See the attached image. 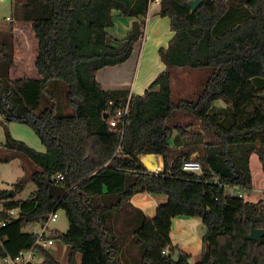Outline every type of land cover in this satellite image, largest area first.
I'll return each mask as SVG.
<instances>
[{"label":"trees","instance_id":"trees-1","mask_svg":"<svg viewBox=\"0 0 264 264\" xmlns=\"http://www.w3.org/2000/svg\"><path fill=\"white\" fill-rule=\"evenodd\" d=\"M154 1L13 3V19L30 25L38 42V78H12L14 35L0 32V146L13 153L5 162L23 157L38 169L30 176L36 190L28 199L0 191L3 209H18L19 216L0 231V259L31 248L36 236L26 228L63 210L69 228L54 239L70 247L67 264H191L192 256L172 244L177 217L203 221L198 264H264V237L249 238L252 228L264 230V199L246 202L230 193L235 186L252 191L253 154L264 172V0H201L195 13L191 0H160L158 15L170 19L174 33L159 50L166 70L141 96L103 90L97 72L127 62L145 34L137 22L124 39L112 40L113 12L146 17ZM176 68L207 71L197 100L173 99ZM128 101V123L112 128L111 118ZM179 114L194 118L201 131L173 124ZM11 122L30 126L46 151L14 139ZM195 154L202 172L184 171ZM146 155L162 156L164 170L150 172L142 162ZM57 175L65 180L56 182ZM26 182L17 181L16 195ZM52 186L68 195L51 197ZM139 193L164 196L167 203L147 217L130 203ZM123 213L124 230L118 231L115 221ZM130 248L137 254L127 255ZM39 253L43 264H61L49 248Z\"/></svg>","mask_w":264,"mask_h":264},{"label":"rangeland","instance_id":"rangeland-1","mask_svg":"<svg viewBox=\"0 0 264 264\" xmlns=\"http://www.w3.org/2000/svg\"><path fill=\"white\" fill-rule=\"evenodd\" d=\"M16 1L18 0H5L4 2L0 1V22L5 23L7 17L9 18L12 17V5ZM117 25L115 27L113 26L112 28H110L109 32L110 30L114 29L117 31V28H121V25L118 26ZM17 28L19 30L13 33L15 67L12 69V78L13 79H19L22 77H27L31 79L38 78V73L37 70L35 69V59L37 55L38 42L35 38L33 31L30 28V25L18 22ZM206 72H207L206 70L189 71L181 68L174 69L173 79H172L173 99L175 101H178L180 99H186L189 101L197 100L202 92L203 84L207 78ZM218 105L224 106L222 102H219ZM1 122H2V116L0 114V144H3L5 142V130L4 127L1 125ZM173 124L181 127H187L190 133H194V132L198 133L202 129L200 124L194 118L186 114H179L176 117ZM8 130L14 139L25 142L28 146L32 147L38 152L46 151L45 146L41 143L40 139L38 138V136L30 126L21 124L19 122H11L8 124ZM201 148L202 147L200 146L199 149ZM12 155H13L12 152L5 150L0 146V191H11L14 189V185L17 183L18 180L26 178L27 182L25 184L24 191L18 194L17 196L15 195L16 199L26 200L36 190V186L30 180V176L38 168L29 160L23 157H16L9 162H5V160L12 158ZM255 179H256V190L260 191L261 190L260 177L255 175ZM230 192H232V190H230ZM254 196L255 194L249 196L246 202H250L248 201L250 199V200H256V202L253 203H257L264 199L263 197L262 199L257 200V197ZM57 214H58L57 222L51 223L49 226L51 232L48 234V236L52 238L56 237L55 235L56 233H65L68 227V220L65 211L59 210ZM125 215L124 213L121 214L120 216H118L119 217L118 220L115 221L116 228L118 229V231L124 230L122 228V225ZM33 228L37 230L40 229L39 226H35V227L31 226V227H27L26 231ZM56 230L58 232H56ZM204 233H205L204 226L200 225V227H192L188 233L180 234V232H178L173 235V239L176 241V243L190 244L189 246L191 249V253H193V256L190 260L191 264H198L201 261L202 243H200V241H202V239L200 237ZM64 245L65 244L55 239V246L52 249L55 252L58 251L59 254L61 255L63 254L62 248H64ZM135 252H136L135 248H130V252L127 255H129L130 253L135 254Z\"/></svg>","mask_w":264,"mask_h":264},{"label":"crops","instance_id":"crops-1","mask_svg":"<svg viewBox=\"0 0 264 264\" xmlns=\"http://www.w3.org/2000/svg\"><path fill=\"white\" fill-rule=\"evenodd\" d=\"M0 1L4 2L5 0ZM158 11L159 2H153L150 4L149 12L146 17L133 18L123 16L117 11L113 12L114 27L118 24L121 25V28H117V31L114 29V31L110 30L109 33L112 40L124 39L127 33L137 22L140 24L143 23L145 34L144 37L135 45L134 52L127 62L117 66L105 67L97 72L96 79L103 90H128L130 91V95L141 96L149 89L157 77L166 70V66L159 57V50L169 46L170 41L174 37V33L171 30L170 19L168 17L159 16ZM17 26L18 22L14 20L13 17H7L5 23L0 22V32L15 33V31L19 30ZM156 157L158 160L159 169L154 171V173H159L164 170V159L162 156ZM193 158H196V154L193 156ZM250 168L253 178V189L251 192L246 193L247 199L252 194H255L254 197H257V200L262 199L264 197V172L259 157L256 154H253L250 158ZM255 175L260 177V191L256 190ZM248 201L256 202V200L250 199ZM130 203L134 208L141 210L147 217L154 218L158 208L167 203V198L164 196H156L148 193H139L130 200ZM200 225H203V221L200 218H175L173 220L171 231V240L173 246H178L182 251L193 256L189 246L190 244L176 243V241L173 239V235L178 232H180V234L188 233L192 227H200ZM68 228L69 224L65 233L68 231ZM56 232L58 231L56 230ZM203 236L204 234H202L200 238L202 239ZM53 240L55 242L54 238ZM200 243H202V241H200ZM54 246L55 244L49 247V250L51 252L53 251L52 255L61 264H67L70 247L64 245V248H62L63 254L60 255L58 251L55 252L52 249ZM44 261L45 258L42 255H39L34 264H43Z\"/></svg>","mask_w":264,"mask_h":264},{"label":"built area","instance_id":"built-area-1","mask_svg":"<svg viewBox=\"0 0 264 264\" xmlns=\"http://www.w3.org/2000/svg\"><path fill=\"white\" fill-rule=\"evenodd\" d=\"M154 2H160V0H156ZM130 112V101H128L122 109L118 110L117 113L113 118L110 120V125L112 128L121 127L125 128L126 124L128 123V115ZM202 164L196 158H191L189 161L184 162L183 170L186 172H195L201 173L202 172ZM65 178L63 175H57L55 178L56 182L64 181ZM230 192L231 194L238 195L239 197H243L247 199V192H243L240 187H231ZM245 199V200H246ZM5 212L8 216L7 217H0V231L6 229L12 222L13 217L18 216V209H11V210H4L2 204L0 203V213ZM58 220L57 212L52 213L49 218L35 226H39L40 229H30L29 231L36 236L35 244L25 250H21L17 256L7 255L4 258L0 259V264H34L35 260L40 255L39 248H49L55 244L53 238L49 237L48 234L50 231V224L55 223ZM4 241L0 236V248L3 247ZM169 250L166 249L163 254H168Z\"/></svg>","mask_w":264,"mask_h":264},{"label":"water","instance_id":"water-1","mask_svg":"<svg viewBox=\"0 0 264 264\" xmlns=\"http://www.w3.org/2000/svg\"><path fill=\"white\" fill-rule=\"evenodd\" d=\"M202 6L201 0H191L189 2V7L191 8L192 12L195 13L200 7ZM105 119H108V116H104ZM144 166L149 171H157L159 169L158 160L155 155H146L142 160ZM16 195L14 190L9 191V197H14ZM49 195L51 197H55L57 200H61L68 195V191L60 186H52L49 190ZM19 218V217H17ZM264 237V230L252 228L249 238L250 240L259 241ZM178 253L174 254L172 257L173 262H178Z\"/></svg>","mask_w":264,"mask_h":264}]
</instances>
